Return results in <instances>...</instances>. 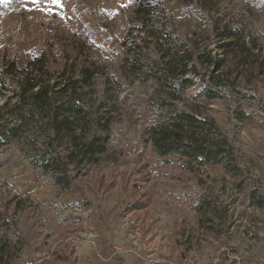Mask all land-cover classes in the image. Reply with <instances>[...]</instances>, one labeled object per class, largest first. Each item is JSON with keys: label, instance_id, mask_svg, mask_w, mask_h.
<instances>
[{"label": "rangeland", "instance_id": "1", "mask_svg": "<svg viewBox=\"0 0 264 264\" xmlns=\"http://www.w3.org/2000/svg\"><path fill=\"white\" fill-rule=\"evenodd\" d=\"M160 1L167 6L165 17L180 40L185 42L196 32L200 37L212 28L216 12H227L257 39L264 54V0ZM134 6L135 0H0V53L8 50L16 58L28 59L44 49L54 72L67 61L94 56L107 64L109 78L121 68L127 77L121 92L106 76L97 79L98 93L102 95L104 88V100H108L104 110L110 109L113 115L111 138L101 160L83 167L71 187H62L36 169L22 154L20 143L0 148V207L9 219L0 233L20 246V261L48 260L64 241L75 244L74 264H98L109 257V248L119 262L122 238L141 230L163 233L165 226H170L174 241L183 245L182 258L192 252L198 264L202 257L212 264L221 242L236 244L244 255L250 230L260 242L259 232L264 233V202L258 203L264 198V79L241 92L219 88L215 99L194 97L196 89L174 99V109L185 108L189 99L215 119L233 145L236 169L223 172L217 164L198 165L179 153L160 156L147 139L146 128L158 116L161 98L155 88L161 89L157 86L162 78L152 65L128 72L124 63L123 40ZM202 37L200 46L208 42ZM208 43L216 55L221 52L217 39ZM151 50L158 60V50L154 46ZM208 71V66L200 65L192 78L206 79ZM9 96H1L0 104ZM141 195L148 196L150 204L131 209ZM221 210L230 213L219 223ZM248 210L252 212L245 213ZM78 223V232L69 233L70 224ZM198 225L207 238H200Z\"/></svg>", "mask_w": 264, "mask_h": 264}, {"label": "trees", "instance_id": "2", "mask_svg": "<svg viewBox=\"0 0 264 264\" xmlns=\"http://www.w3.org/2000/svg\"><path fill=\"white\" fill-rule=\"evenodd\" d=\"M166 7L160 0H135L133 21L123 40L128 72L152 65L162 78L157 86L161 89L155 88L161 106L156 121L146 128L147 139L160 156L179 153L198 165L223 164L233 171V145L215 119L189 99L183 109H174L173 103L190 89L197 90L194 97L208 99L218 98L222 87L239 92L243 87L251 89L264 79L263 50L227 12H216L212 28L200 37L196 32L184 42L165 17ZM201 37L208 42L217 39L221 52L216 55L208 42L200 46ZM152 46L159 52L158 60ZM200 65L208 66V76L194 81L192 75L199 72ZM120 71L109 78L105 62L86 56L67 61L62 70L54 72L44 49L28 59L16 58L8 50L1 52L0 97L10 96L0 104V148L20 143L22 154L36 169L62 187H71L83 167L98 163L107 151L113 115L110 109L104 110L108 100H104V88L102 95L98 93L97 79L106 76L121 92L126 89L127 77L123 68ZM163 107L171 110L165 113ZM141 196L134 199L131 209H144L150 204L148 196ZM263 202L264 198L258 199L260 205ZM8 223L0 207V231ZM70 225L69 233L78 232L79 223ZM76 255L75 244L63 241L48 260L20 261V246L0 233V264H74Z\"/></svg>", "mask_w": 264, "mask_h": 264}, {"label": "crops", "instance_id": "3", "mask_svg": "<svg viewBox=\"0 0 264 264\" xmlns=\"http://www.w3.org/2000/svg\"><path fill=\"white\" fill-rule=\"evenodd\" d=\"M217 165L220 167V169L223 170V172L227 171L224 165L222 164H217ZM248 212L251 213L252 210L245 211V213ZM196 213L198 212L196 211ZM229 213H230L229 210L219 211L217 214L218 217L217 220L219 221V223L222 222L224 220V217L227 216V214ZM247 221L252 222L251 219L250 220L247 219ZM198 226L202 228L199 233L200 238H204V237L207 238L204 228L201 225ZM169 228L170 226H168V228L167 226H165L163 228L164 229L163 233L161 231L156 233L154 232L155 234H152L150 232H144L143 230H141L137 235L125 236L124 238H122V240L118 242L119 248L121 249V251H123V252H119L120 254H118L117 259L119 260V262L118 261L116 262L114 258V254L113 252L111 253L110 251L111 248H109L107 253L109 257H106L98 261V264H150L144 257L152 253H155V255H157V257L159 258L169 259L174 263L179 262L182 258L181 253H182L183 245H179L177 244V242L174 241L173 236L171 235L172 230ZM153 236H156L154 237L155 239L153 238ZM235 239H237V234H235ZM200 259L199 260L201 261V264H205V263L207 264V262L204 260L205 258L202 257ZM207 261H209V258H207Z\"/></svg>", "mask_w": 264, "mask_h": 264}, {"label": "built area", "instance_id": "4", "mask_svg": "<svg viewBox=\"0 0 264 264\" xmlns=\"http://www.w3.org/2000/svg\"><path fill=\"white\" fill-rule=\"evenodd\" d=\"M193 76L194 75H192V77ZM228 234L232 235L231 231H229ZM253 234L252 230L248 231L247 238L244 241V247L247 249V251L245 250L244 255L242 254V251H237L239 248L234 243H218L217 249L213 252L212 264H252L254 262L262 264L264 262V244L262 243V240H264V233L262 231L259 232L260 242L256 241ZM154 254L155 253H152L146 256V260L150 264H198V261L192 252H186L184 257L177 263H174L169 259L156 257Z\"/></svg>", "mask_w": 264, "mask_h": 264}]
</instances>
